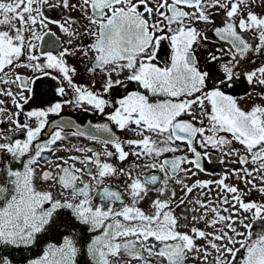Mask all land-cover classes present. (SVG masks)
Segmentation results:
<instances>
[{"label":"snow or ice","instance_id":"1","mask_svg":"<svg viewBox=\"0 0 264 264\" xmlns=\"http://www.w3.org/2000/svg\"><path fill=\"white\" fill-rule=\"evenodd\" d=\"M0 264H264V0H0Z\"/></svg>","mask_w":264,"mask_h":264},{"label":"flooded vegetation","instance_id":"2","mask_svg":"<svg viewBox=\"0 0 264 264\" xmlns=\"http://www.w3.org/2000/svg\"><path fill=\"white\" fill-rule=\"evenodd\" d=\"M74 15H79L78 13H74ZM53 32L56 33V35L62 40H66L67 38L59 32V30L55 27V26H51ZM210 36V41H212V43L209 44L210 48H214V47H219L221 46V44H223L225 47L226 42H220L218 41V39L214 36V34H209ZM49 39V38H46ZM203 62V60H202ZM69 63L70 64H74L77 69H78V75L75 77L76 82L78 83H89V79L85 76L84 72H83V65L81 63H79V61L75 58L69 57ZM49 86L52 87V89H54L56 86H58V82L57 81H52L48 78H45L42 82H41V87L43 90H48ZM97 87H99V83H97L96 85ZM238 94H243V92L245 91V86L244 85H240V87L236 90ZM66 98H71V93L69 92V96ZM63 98L59 97V96H55L54 91H50L49 94L43 98H37L35 100V102H30V104L28 105L29 108L31 107H37V106H42V107H47L48 104L46 103V101H50V102H55L58 100H61ZM243 103L247 104L248 101H244ZM61 116L66 118V119H71L73 121H75L76 123L81 124L82 126H87L89 122L95 124V123H102L105 122V117L101 114L98 113H93L91 110L85 112L81 109H77L74 108L71 105H66L61 113ZM50 120H57L59 119V117L56 116H50L49 117ZM114 131H116L115 127L113 126ZM119 135L122 136H127V133H119ZM73 143H83L85 145H90L92 144V142L83 139V138H71ZM97 148H99V145H96ZM206 167H208L209 171H215L217 173H219L221 171L222 166H220L219 164H216L215 168L213 169V167L211 165L206 164ZM201 179H210L212 177L201 174L200 176ZM253 198H256L255 194L253 195Z\"/></svg>","mask_w":264,"mask_h":264}]
</instances>
